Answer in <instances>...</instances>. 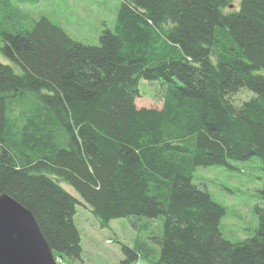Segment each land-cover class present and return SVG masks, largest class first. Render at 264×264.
I'll return each instance as SVG.
<instances>
[{"label":"trees","instance_id":"16d2710c","mask_svg":"<svg viewBox=\"0 0 264 264\" xmlns=\"http://www.w3.org/2000/svg\"><path fill=\"white\" fill-rule=\"evenodd\" d=\"M14 1L39 0H0V194L34 214L55 259H81L85 205L101 228L162 217L156 264H264V207L232 241L225 206L193 181L254 156L264 170V0H120L96 45L45 16L10 23ZM140 80L160 81V107L137 106ZM243 88L254 96L235 103Z\"/></svg>","mask_w":264,"mask_h":264},{"label":"rangeland","instance_id":"374dc122","mask_svg":"<svg viewBox=\"0 0 264 264\" xmlns=\"http://www.w3.org/2000/svg\"><path fill=\"white\" fill-rule=\"evenodd\" d=\"M232 3L237 5L238 1ZM14 11L10 23L20 20L29 24L41 16L49 18L61 26L73 39L84 44H98V35L104 28L113 29L120 0H39L36 3L13 2ZM13 19V20H12ZM1 44V41H0ZM0 62L11 63L0 53ZM16 69L17 67L14 66ZM140 95L136 99L138 107H160L163 87L160 81L140 80ZM254 96L243 88L231 98L241 103ZM234 169L222 166H199L193 181L205 189L212 199L226 208L219 227L223 235L240 241L254 235L258 227L257 207H264L260 191L264 184L262 161L254 156L246 161L234 162ZM63 186L71 193L75 191L68 184ZM161 219L115 218L105 228H101L94 215L85 205H77L74 216L81 235V259L58 264H122L125 254L121 244H126L138 253L132 264H156L158 246L153 237L161 233Z\"/></svg>","mask_w":264,"mask_h":264},{"label":"water","instance_id":"95a60500","mask_svg":"<svg viewBox=\"0 0 264 264\" xmlns=\"http://www.w3.org/2000/svg\"><path fill=\"white\" fill-rule=\"evenodd\" d=\"M0 264H58L34 214L0 194Z\"/></svg>","mask_w":264,"mask_h":264}]
</instances>
